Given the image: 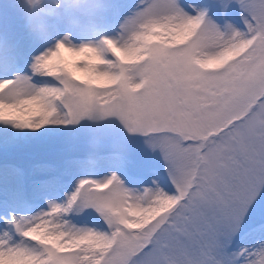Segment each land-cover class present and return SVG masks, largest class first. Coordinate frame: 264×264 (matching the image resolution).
Masks as SVG:
<instances>
[{"label":"snow or ice","instance_id":"obj_1","mask_svg":"<svg viewBox=\"0 0 264 264\" xmlns=\"http://www.w3.org/2000/svg\"><path fill=\"white\" fill-rule=\"evenodd\" d=\"M0 38V264H264V0H104L79 44L0 5Z\"/></svg>","mask_w":264,"mask_h":264},{"label":"rangeland","instance_id":"obj_2","mask_svg":"<svg viewBox=\"0 0 264 264\" xmlns=\"http://www.w3.org/2000/svg\"><path fill=\"white\" fill-rule=\"evenodd\" d=\"M104 0H0L27 39L46 44L70 37L74 43L94 39ZM15 55L11 42L0 38V61L10 62ZM109 138L104 122L92 125L89 141L102 144Z\"/></svg>","mask_w":264,"mask_h":264}]
</instances>
